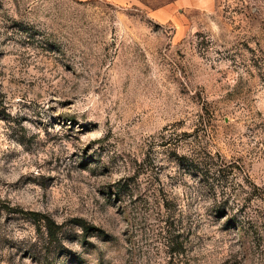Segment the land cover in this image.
<instances>
[{
  "label": "rangeland",
  "instance_id": "rangeland-1",
  "mask_svg": "<svg viewBox=\"0 0 264 264\" xmlns=\"http://www.w3.org/2000/svg\"><path fill=\"white\" fill-rule=\"evenodd\" d=\"M0 264H264V0H0Z\"/></svg>",
  "mask_w": 264,
  "mask_h": 264
},
{
  "label": "trees",
  "instance_id": "trees-1",
  "mask_svg": "<svg viewBox=\"0 0 264 264\" xmlns=\"http://www.w3.org/2000/svg\"><path fill=\"white\" fill-rule=\"evenodd\" d=\"M162 206L164 208H166L165 205H162ZM32 215L34 217L35 225L39 229H43L45 231V234H46L48 240L51 241V242L54 241V240H57L58 234H59V232L61 230V226L59 224H57L56 222H54L51 218H49V216H45L43 214H38V213H32ZM122 217H124V219L127 220V219H129V214H127L126 212H123ZM234 221L238 225V228L242 232H244L247 235L251 234V232H250L251 230L244 231V228H243L244 225L242 224L243 222H240L239 218L238 219L236 218ZM166 242L168 244H171V245H174V246H185L184 240H181V241L177 240L176 242H173L172 240L169 241V239H166Z\"/></svg>",
  "mask_w": 264,
  "mask_h": 264
}]
</instances>
